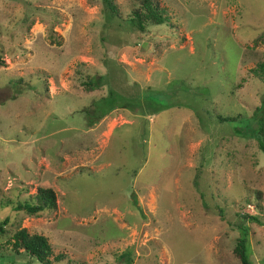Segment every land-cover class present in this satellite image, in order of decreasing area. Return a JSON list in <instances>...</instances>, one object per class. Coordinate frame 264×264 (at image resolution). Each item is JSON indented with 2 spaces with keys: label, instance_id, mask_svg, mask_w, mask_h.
I'll return each mask as SVG.
<instances>
[{
  "label": "rangeland",
  "instance_id": "374dc122",
  "mask_svg": "<svg viewBox=\"0 0 264 264\" xmlns=\"http://www.w3.org/2000/svg\"><path fill=\"white\" fill-rule=\"evenodd\" d=\"M113 2L0 0V264H41L17 228L50 264H241L237 225L264 264V153L234 131L264 101V0H158L142 32ZM38 187L55 210H12Z\"/></svg>",
  "mask_w": 264,
  "mask_h": 264
},
{
  "label": "trees",
  "instance_id": "16d2710c",
  "mask_svg": "<svg viewBox=\"0 0 264 264\" xmlns=\"http://www.w3.org/2000/svg\"><path fill=\"white\" fill-rule=\"evenodd\" d=\"M101 4V11L106 21L113 20L119 17L117 8L113 0H99ZM137 3L136 8L132 11L130 17L128 18L129 26L131 29H135L142 32L145 23H150L153 25L161 24L165 22L168 17L165 14V10L158 3V0H135ZM264 73V61L260 62L256 69L252 72ZM102 77H97L94 80H88L84 85L86 88L96 89L101 85ZM111 91V90H109ZM94 104V102H93ZM90 110L84 111L85 114L90 113ZM92 112V109H91ZM105 114H99L95 120L86 121V125L91 127L96 120L100 119ZM237 117L230 116H219L215 115L214 118L218 123L222 122H234ZM245 119L244 124H242V129L239 130L235 127V132L241 134L242 132L248 133L250 138H253L256 142L257 148L260 152L264 153V101L260 107L255 108V111L250 117ZM55 194L50 188H37L33 195H28L27 198L16 202L12 206V210L16 213L25 214L28 217H38L43 213L51 212L55 210ZM216 214L221 217V210L217 207ZM221 213V214H220ZM242 219H249L251 222L260 224V221L255 216L243 215ZM7 218H3L0 223V236L6 234V230L3 228L7 224ZM238 230H241L239 237L235 241L233 247V253L235 257L241 264H249L248 262V252L246 245V230L241 226L237 225ZM241 228V229H240ZM11 248L16 251H22L26 253L29 257L34 258L37 262L41 264H50L48 257L51 255V247L47 239L41 234L37 233H27L25 228H17L10 235ZM60 255H56L54 258H61Z\"/></svg>",
  "mask_w": 264,
  "mask_h": 264
}]
</instances>
